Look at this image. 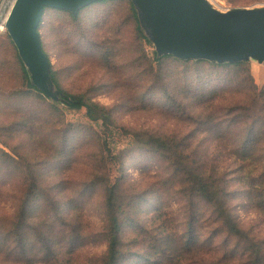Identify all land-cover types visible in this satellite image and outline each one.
Returning a JSON list of instances; mask_svg holds the SVG:
<instances>
[{"label": "rangeland", "instance_id": "rangeland-1", "mask_svg": "<svg viewBox=\"0 0 264 264\" xmlns=\"http://www.w3.org/2000/svg\"><path fill=\"white\" fill-rule=\"evenodd\" d=\"M13 1L0 0L2 27ZM208 2L219 12L264 6V0ZM130 15L129 0L95 3L75 20L46 9L39 28L59 90L110 110L113 126L107 128L88 120L84 110L26 92L12 43L0 31V151L7 154L0 155V264H102L106 181L118 183L125 213L132 212L123 222L119 264H154L153 245L157 264H248V246L238 245L230 258L237 240L225 243L210 206L194 199L191 207L168 161L141 148L150 135L215 159L213 175L222 178L231 214L264 254V211L256 207L264 202V161L247 174L229 158L248 133L246 125L264 117V62L250 59L234 67L165 57L160 82L154 47L139 39ZM196 88L205 97L214 94L199 110ZM194 111L212 113L218 128L199 129L189 119ZM251 151L264 155V134ZM31 170L49 191L30 206L21 241L17 208ZM190 215L197 221V244L189 252L158 246L167 234L175 245ZM44 223L54 236L49 246L42 242Z\"/></svg>", "mask_w": 264, "mask_h": 264}, {"label": "trees", "instance_id": "trees-1", "mask_svg": "<svg viewBox=\"0 0 264 264\" xmlns=\"http://www.w3.org/2000/svg\"><path fill=\"white\" fill-rule=\"evenodd\" d=\"M108 1L111 0H103L95 3H104ZM95 3H92L88 6H91ZM81 10H79V12ZM56 11L66 12L74 20L77 19V16L79 14L78 12L76 16H72L67 11H63V10H56ZM130 11H131L130 17L132 18L135 24V29L137 31L139 39H141L145 44L152 45L150 41L146 38V36L143 34L142 30L140 29L136 13L131 2H130ZM39 28H38V34H39ZM40 42H41V38H40ZM12 46L15 53L14 61L17 62L16 64L18 66L22 82L25 86L26 89L25 91L28 93L34 92L39 95V98L42 97L45 99H49L47 96H45L42 92L37 90L31 84L29 80V75L22 64L13 43ZM41 46H42V42H41ZM42 50H43V46H42ZM43 52L46 55L44 50ZM46 57L48 59L47 55ZM152 57L153 60L156 61L158 64V75H159V80L161 82L162 79L161 73H163L164 71V69L161 68V64H162L161 60L165 57H171L175 60L178 59L172 56L157 57L155 51L153 52ZM245 63L246 62H239L236 64H223V65L243 67ZM243 70L248 75V70L247 69L246 70L243 69ZM50 73L55 88L59 90L55 78V74L51 70V64H50ZM188 85L190 84L187 83L186 86ZM59 91L62 93V99L59 101H61L69 110H75V111L84 110L85 116L88 120L92 122H100V124L105 126L106 128L113 126V119L110 110H107L104 107L99 106L98 104H95L93 102H90L89 100H87V98H85L84 95H73L63 92L61 90ZM193 91L196 92V94H194L197 102L195 107H197L198 110L202 108V105L206 101L211 103V99L214 98L213 93H209L207 97H205L204 94H200L201 93L200 88H196ZM261 94H262L261 96H264L263 92ZM254 102L255 100H253L252 104H254ZM207 107H210L209 104H207ZM259 110L264 111V101ZM195 111L191 113V115L189 116V119L191 120L192 124L197 123V127H199V129L201 130H207L209 128H214V129L218 128V125L213 122L214 116L212 113L209 114H206L207 112L196 113ZM242 118H243L242 116H237L236 121H242ZM260 119H262V121L258 125L257 123L258 120ZM251 122L252 124L246 125V127L249 126L248 133L243 137V140L240 142V145L237 146V149L239 150L237 152H233L232 154H229V158L237 162L238 168L246 172L247 174L251 169L258 167V164L261 161H264V155L255 154L253 151H251L254 150V148L259 146L261 143L262 135L264 134V117L262 118L255 117L254 119L251 120ZM256 125L259 126L260 129H258V127L256 128ZM138 137L139 136H137V138ZM221 143L222 144L224 143L223 139ZM179 147H181V144L179 142H175V141L173 142V140L171 139L167 140V139H163L162 137L152 136V135L146 136L144 141L141 142L142 149L148 150L152 153H157L160 157H163L165 160L168 161L169 166L173 172L174 179L177 181L178 186L180 187L179 191L180 193L183 194V196H185V198L188 197V202L191 207L193 206L194 199H198L210 206L212 210V214L214 215L215 218V222H217V224L220 226V231L225 235V239H224L225 243H227L230 239L237 240V242L235 243V247L230 249L229 251L230 258H233L236 255L237 246L243 244L245 246H248L245 247V250H248L245 252L246 255L245 257L248 259V264H264V254L261 253L260 244H256L250 241L248 235L240 229L239 225L235 221V218L230 212L227 196L225 193V186L222 182V178L220 177L217 178L213 175V172L217 167V164H215V159L211 158L212 160H209L207 157L205 158L204 156L200 155L197 151L185 153L182 150H179ZM0 155L7 156V154L2 151H0ZM40 177L41 176L37 174V172H35L34 170H31L29 172V175H26L25 177L26 180L30 179V181L27 185V188L24 190L22 197L19 200L20 204L19 207L17 208V217H16V228H17L16 235L17 238L20 240L23 238V234L21 233V231L23 225H25L27 221L26 216L28 214L27 212H29V208H31L30 206H32V204L36 202L35 200H39L41 202L39 198H44V196L46 197L47 196L46 194L49 191L47 188H42V187L40 188L37 182L38 179H40ZM106 182L107 183L104 187V193H105L104 205H105V217H106L104 235L107 246L102 264H119L120 260L122 259L120 236L123 228V222L124 220L127 219L126 217H128V215H130V213L132 212L128 211L127 213H125L124 206L126 205H124V200L122 199V195H121L122 189L118 186V183H112L111 181H106ZM256 207L264 211V202L261 201L256 203ZM132 208H134V206H132ZM156 210L159 212L160 208L158 207ZM158 217L159 214L157 215V218ZM196 222L197 221L194 218V216L190 215L188 220V228L186 229V231H184L183 234H181L178 237L179 241H176L175 245L172 244L171 241L172 237L169 234H167L162 238L161 237L158 238L160 239L159 242L157 243L158 246L162 244L164 245L165 249L170 250L171 248H173L172 251H178V248H180L181 246L182 247L181 251L182 249L184 250L186 249V252H189L191 246L197 244V237L194 234V228ZM44 225H48V229L44 230L45 233L42 235V242L44 244L46 243V246H49L54 242V236L52 235L50 236V234H48V232L50 231L49 228L50 224L44 223ZM55 241H57V239ZM151 252L152 255L150 258L154 260L153 262L154 264H157L158 258L156 257L158 256L154 250V245L152 246Z\"/></svg>", "mask_w": 264, "mask_h": 264}, {"label": "water", "instance_id": "water-1", "mask_svg": "<svg viewBox=\"0 0 264 264\" xmlns=\"http://www.w3.org/2000/svg\"><path fill=\"white\" fill-rule=\"evenodd\" d=\"M103 0H14L3 23L29 75L31 84L52 101L62 99L55 88L38 28L45 9L76 16ZM143 34L157 57L181 61L236 64L264 62V6L215 10L208 0H130Z\"/></svg>", "mask_w": 264, "mask_h": 264}, {"label": "bare ground", "instance_id": "bare-ground-1", "mask_svg": "<svg viewBox=\"0 0 264 264\" xmlns=\"http://www.w3.org/2000/svg\"><path fill=\"white\" fill-rule=\"evenodd\" d=\"M3 29L2 25L0 26V31Z\"/></svg>", "mask_w": 264, "mask_h": 264}, {"label": "built area", "instance_id": "built-area-1", "mask_svg": "<svg viewBox=\"0 0 264 264\" xmlns=\"http://www.w3.org/2000/svg\"><path fill=\"white\" fill-rule=\"evenodd\" d=\"M3 23H4V21H3ZM3 23H2V24H3Z\"/></svg>", "mask_w": 264, "mask_h": 264}]
</instances>
